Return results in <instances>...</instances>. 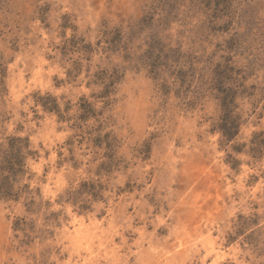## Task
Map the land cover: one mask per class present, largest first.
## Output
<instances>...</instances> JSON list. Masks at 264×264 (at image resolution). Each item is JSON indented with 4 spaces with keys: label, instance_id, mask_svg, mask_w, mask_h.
Returning <instances> with one entry per match:
<instances>
[{
    "label": "rangeland",
    "instance_id": "1",
    "mask_svg": "<svg viewBox=\"0 0 264 264\" xmlns=\"http://www.w3.org/2000/svg\"><path fill=\"white\" fill-rule=\"evenodd\" d=\"M13 137L0 264H264V0H0Z\"/></svg>",
    "mask_w": 264,
    "mask_h": 264
},
{
    "label": "trees",
    "instance_id": "2",
    "mask_svg": "<svg viewBox=\"0 0 264 264\" xmlns=\"http://www.w3.org/2000/svg\"><path fill=\"white\" fill-rule=\"evenodd\" d=\"M218 91L222 116L216 128L223 137L231 141L240 128L237 117L234 115L236 107L233 105L235 94H238V91L235 88L223 86ZM30 155L29 144L25 139L8 138L7 142L0 145V195L2 197L16 199L20 197L21 191L27 188L26 185L21 187L18 184L24 176L26 159Z\"/></svg>",
    "mask_w": 264,
    "mask_h": 264
}]
</instances>
